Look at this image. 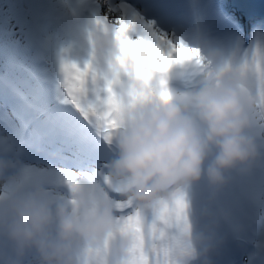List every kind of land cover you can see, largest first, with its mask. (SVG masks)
Listing matches in <instances>:
<instances>
[{
	"label": "clouds",
	"instance_id": "9594fccd",
	"mask_svg": "<svg viewBox=\"0 0 264 264\" xmlns=\"http://www.w3.org/2000/svg\"><path fill=\"white\" fill-rule=\"evenodd\" d=\"M138 29V39L158 56L141 75L109 29L93 18L88 32L92 53L102 60L97 68L118 80L116 126L108 143L115 155L101 174L68 170L59 182L62 191L52 195L0 158V240L11 245L13 264H24L29 254L34 264H135L136 240L117 221L118 201L151 210L174 201L202 176L222 184L226 172L257 158L247 133L264 117V88L250 66L264 55V30L255 28L250 46L226 56L144 28L142 21ZM173 42L184 47L177 51ZM186 66L193 69V87L177 95L169 87L170 71ZM8 184L17 187L9 191ZM178 243L176 264H208V248L192 229Z\"/></svg>",
	"mask_w": 264,
	"mask_h": 264
},
{
	"label": "rangeland",
	"instance_id": "374dc122",
	"mask_svg": "<svg viewBox=\"0 0 264 264\" xmlns=\"http://www.w3.org/2000/svg\"><path fill=\"white\" fill-rule=\"evenodd\" d=\"M178 1L128 0V3L132 5V12L139 17L146 16L148 18L149 16H154L157 18L159 23L156 29L165 32L168 31L167 29H172L186 44L199 47L204 53L220 52L226 56L231 55L240 50L242 43L246 42L250 46L255 28L264 30V24L258 23L259 20L250 22L247 17L251 14L249 10L258 6V3L262 4L263 0H256L255 2L253 0H205L203 9L206 12L202 13L205 21L204 31L197 29L199 20L193 8L194 3L190 2V0ZM8 2H12V5H14L15 16L18 18L22 17L25 10L16 8L20 5V0H8ZM24 2L30 11L32 25L36 24V28L41 27L38 24L40 18H42V10L39 6L43 7L45 0H40V2L39 0H24ZM58 2L66 4L67 2L71 3V0H55L53 3L58 4ZM76 2L80 6L81 13L90 15L93 18L94 0H76ZM236 3H240L241 7L246 6L248 12L246 11L245 15L239 13L234 7ZM213 8L219 13L213 15ZM30 36L32 34H25L27 42L21 49L23 51L22 54L27 53L31 47L29 43L31 40ZM11 44L14 51L20 50L15 41L11 42ZM4 53L3 47L0 46V60L4 59V66L5 68L7 67L6 73H11V68L14 66L22 74L24 65L16 64L14 61L13 63H8ZM169 87L173 93L179 95L172 85H169ZM23 117L19 106L18 94L12 88H8L7 83L0 78V158L22 162L24 167L20 172L23 179L29 183H39L49 187L52 190V195H56L58 190L62 191V189H59V182L64 172L71 170L78 173L88 172L99 175L103 172L104 164L115 155L114 146L106 143L96 130V137L92 141L101 148L100 154H93L90 160L67 155L68 160L62 161L63 152L57 146L50 145L44 140L43 135L39 134V127L33 124L30 116L24 117L23 122H21ZM12 122L14 123V128H9L8 125L12 124ZM24 143H29L33 147L27 148ZM64 147L66 146L60 145V148L65 149ZM245 171V165H243L226 172L224 182L218 185L210 184L207 178L202 176L199 181L189 184L184 189L186 203L189 196L199 193L203 189L208 192H215L214 197L216 196L215 199L218 202L208 203L207 209L201 210V213L198 212L196 204L191 213L187 214L186 210V214L193 233L203 239L208 251L210 247L217 244L215 247L221 252V259L228 261V264L229 261H231L230 264H237V258L234 259L231 249L238 244L232 238H227V244L222 247L221 240H224L225 236L227 237L228 229L234 230L233 237L237 236L238 215L243 207L241 197L245 182ZM234 180H238L240 185L237 191L233 187ZM16 187V184H8L6 186L9 191L14 190ZM228 199L232 201L229 200L228 204H226ZM195 215H197V218ZM263 217L264 203L258 215V220ZM213 225L215 227L220 225L221 230L213 231ZM254 230H258V225L254 227ZM245 252L239 255V258L245 264H264V254H259L256 258H253ZM216 264H220V262Z\"/></svg>",
	"mask_w": 264,
	"mask_h": 264
},
{
	"label": "trees",
	"instance_id": "16d2710c",
	"mask_svg": "<svg viewBox=\"0 0 264 264\" xmlns=\"http://www.w3.org/2000/svg\"><path fill=\"white\" fill-rule=\"evenodd\" d=\"M54 1L45 0L44 6H39L42 18L38 24L41 27L36 28V24L32 25L24 0H20V7H16L25 10L19 18L15 16L12 2L0 0V46L8 63L14 61L24 65L22 74L14 66L8 74L4 59H1L0 78L18 94L21 115L32 118L47 143L57 146L65 154L90 160L101 150L92 141L96 137V128L66 99L61 64L75 63L82 67L85 63H92L96 67L102 66L100 56L93 55L88 41L93 18L81 13L76 0L66 4H54ZM25 34H32L31 47L22 54L21 49L27 42ZM13 41L20 50L12 49ZM60 145L66 146L65 149ZM229 200L223 201L228 204ZM198 212L201 213V210L198 209Z\"/></svg>",
	"mask_w": 264,
	"mask_h": 264
},
{
	"label": "snow or ice",
	"instance_id": "6c2138e0",
	"mask_svg": "<svg viewBox=\"0 0 264 264\" xmlns=\"http://www.w3.org/2000/svg\"><path fill=\"white\" fill-rule=\"evenodd\" d=\"M93 8L96 25H103L114 34L133 63L136 74H144L143 70L154 64L158 56L154 47L143 38L138 39L141 36L138 22L142 21L144 28L153 27V23L149 25V21L132 12L128 0H94ZM172 46L177 51L184 47L182 43L174 42ZM168 54L164 53L165 56ZM250 70L264 88V55L253 58ZM61 71L66 99L96 128L105 142L110 143L111 131L116 126L117 78L104 73L92 63H85L81 67L62 62ZM186 209L184 193L174 201H162L144 212L131 204L117 202V221L122 222L124 229L130 231L136 240L135 264H176L175 257L180 249L178 237L185 229L191 232ZM189 251L183 248L185 254Z\"/></svg>",
	"mask_w": 264,
	"mask_h": 264
},
{
	"label": "bare ground",
	"instance_id": "6f19581e",
	"mask_svg": "<svg viewBox=\"0 0 264 264\" xmlns=\"http://www.w3.org/2000/svg\"><path fill=\"white\" fill-rule=\"evenodd\" d=\"M184 1H187V0H184ZM204 1L205 0H190V2H193L194 3V7L193 8L196 11L197 19L199 20L198 23H197V29H199L201 31H204V28H205V21H204L203 14H202L203 12H206L203 9ZM177 2H179V1L177 0ZM213 11H214L213 15H215V13H219L214 8H213ZM158 23L159 22L157 21L156 24H158ZM201 31H199V33H201ZM184 40H186V38H184ZM28 264H34L32 255L28 259Z\"/></svg>",
	"mask_w": 264,
	"mask_h": 264
},
{
	"label": "water",
	"instance_id": "95a60500",
	"mask_svg": "<svg viewBox=\"0 0 264 264\" xmlns=\"http://www.w3.org/2000/svg\"><path fill=\"white\" fill-rule=\"evenodd\" d=\"M198 197H200L202 200H206L209 195L205 191H202L201 193H199Z\"/></svg>",
	"mask_w": 264,
	"mask_h": 264
}]
</instances>
